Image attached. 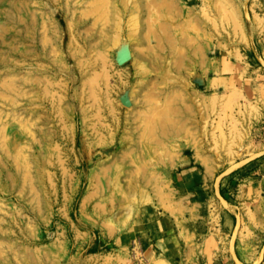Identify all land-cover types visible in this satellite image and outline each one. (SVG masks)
<instances>
[{
    "label": "rangeland",
    "instance_id": "1",
    "mask_svg": "<svg viewBox=\"0 0 264 264\" xmlns=\"http://www.w3.org/2000/svg\"><path fill=\"white\" fill-rule=\"evenodd\" d=\"M263 83L264 0H0V264H264Z\"/></svg>",
    "mask_w": 264,
    "mask_h": 264
},
{
    "label": "crops",
    "instance_id": "2",
    "mask_svg": "<svg viewBox=\"0 0 264 264\" xmlns=\"http://www.w3.org/2000/svg\"><path fill=\"white\" fill-rule=\"evenodd\" d=\"M215 67H217V64H215ZM229 69H230V65L227 62L223 65L221 64V71L224 70L223 72H227V71H230ZM230 75L229 74L225 76L222 75L220 78L226 81L228 80ZM262 85H264V83ZM203 180H204L203 173L199 171L197 168H195L194 166L186 167L182 174V181L189 183L190 186H193V187L200 185L203 182ZM260 186L264 187V180L262 181L260 180ZM220 198L226 201V199H224V197H222L221 195H220ZM150 212H148L147 215H149ZM161 226H162V220H160L155 215L151 216L147 218V224L146 226H143V228L140 230L141 232L136 233V235L138 236L136 237L139 238L140 241H145V240L152 241L154 239L155 245L163 246L164 242H166L164 237L157 238L156 236L161 231ZM211 233L212 232H210V234H207L208 238H206L207 240L205 242L204 247L206 250L214 252L217 249L215 243L217 242L218 244V238L216 236H213ZM213 264H222V260L213 261Z\"/></svg>",
    "mask_w": 264,
    "mask_h": 264
}]
</instances>
